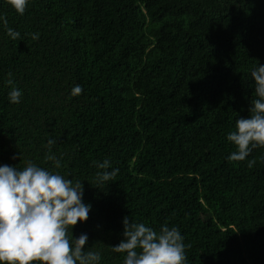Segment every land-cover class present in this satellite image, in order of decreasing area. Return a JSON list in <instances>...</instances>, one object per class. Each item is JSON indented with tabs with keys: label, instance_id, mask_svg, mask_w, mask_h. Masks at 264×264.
<instances>
[{
	"label": "trees",
	"instance_id": "trees-1",
	"mask_svg": "<svg viewBox=\"0 0 264 264\" xmlns=\"http://www.w3.org/2000/svg\"><path fill=\"white\" fill-rule=\"evenodd\" d=\"M0 17L20 33L0 20V166L84 184L91 211L70 241L124 264L111 247L129 217L176 227L185 264H264V147L230 162L227 139L257 98L264 0H29L23 15L0 0ZM105 159L119 172L98 184Z\"/></svg>",
	"mask_w": 264,
	"mask_h": 264
},
{
	"label": "clouds",
	"instance_id": "clouds-1",
	"mask_svg": "<svg viewBox=\"0 0 264 264\" xmlns=\"http://www.w3.org/2000/svg\"><path fill=\"white\" fill-rule=\"evenodd\" d=\"M7 2L23 15L29 0ZM0 20L12 40L20 39V33L8 27L6 17H0ZM30 35L33 40L39 39L38 33ZM8 75L7 84L11 86L14 83L12 74ZM251 76L257 98L251 101L250 118H239L237 131L228 134L227 139L238 148L228 157L230 162L244 161L251 148L264 147V66H258ZM82 92V86L76 85L71 95L79 96ZM21 97L22 91L11 87L10 102L19 104ZM56 142L54 139L48 141L49 152L45 160L53 162L54 168L59 169L61 159L51 152ZM255 163L254 159L249 160L248 167ZM93 164L101 170L96 173L98 184L113 180L119 172V169L109 171L108 159L93 161ZM83 196L81 181L66 179L31 161L22 170L0 166V264H98L101 253L85 251L87 234L73 237L72 241L69 239V229L89 218L91 205L83 202ZM123 224L124 239L111 250L126 254L124 264H185L186 246L176 227L165 224L156 232L129 217L124 218Z\"/></svg>",
	"mask_w": 264,
	"mask_h": 264
}]
</instances>
